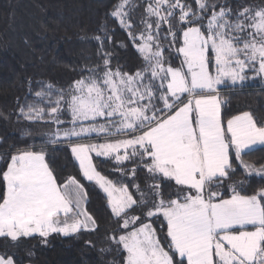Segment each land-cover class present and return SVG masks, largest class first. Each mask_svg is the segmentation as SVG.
<instances>
[{"label":"snow or ice","instance_id":"6c2138e0","mask_svg":"<svg viewBox=\"0 0 264 264\" xmlns=\"http://www.w3.org/2000/svg\"><path fill=\"white\" fill-rule=\"evenodd\" d=\"M109 20L141 59L134 71L106 50ZM97 31L96 64L66 87L28 80L17 100L22 137L39 126L43 140L0 154V264H22L26 240L97 230L88 190L50 166L53 145L106 196V264H264V162L246 159L264 151V118L232 114L224 94L264 87V0H115Z\"/></svg>","mask_w":264,"mask_h":264},{"label":"trees","instance_id":"16d2710c","mask_svg":"<svg viewBox=\"0 0 264 264\" xmlns=\"http://www.w3.org/2000/svg\"><path fill=\"white\" fill-rule=\"evenodd\" d=\"M114 2L115 0H0V138L4 141L0 143V154L11 153L15 148L24 147L28 143H42L22 137V131L30 122L17 120L18 98H23L27 93L28 80L52 82L66 87L73 79L79 78L83 65L73 57L71 48L82 38L99 34L98 25ZM236 2L237 0H233L234 4ZM244 2L258 4L261 0ZM30 5L35 6L43 15L42 29L46 38L35 48L32 63L25 64L9 47L7 34L14 18L21 16ZM109 24L115 29L111 44H108L113 50L115 64L119 63L124 69L134 71L141 64L139 55L129 42L127 34L114 21L109 20ZM120 42L127 44V47H120ZM224 94L230 99L232 114L251 110L258 120L264 118V87L260 83L255 82L243 90L226 91ZM29 130L35 136L36 126H30ZM48 155L58 181L62 182L70 175L75 176L88 190L87 208L96 219L98 227L94 233H84L79 238L53 235L49 237L47 245L40 244L35 239L28 240L19 249L22 264H104L114 254H102L99 249L106 246L104 237L115 226L105 194L80 175L78 164L66 147L50 146ZM246 159L264 162V151H257ZM94 160L103 175L109 179H119V174L111 169L114 165L99 158ZM2 167L3 164H0V168ZM138 175L143 183V173ZM157 231L161 236V243L166 244V229L158 228ZM88 240L95 247L86 245L85 241ZM4 243L5 241L0 240V245ZM26 249H31L35 255L28 257Z\"/></svg>","mask_w":264,"mask_h":264},{"label":"rangeland","instance_id":"374dc122","mask_svg":"<svg viewBox=\"0 0 264 264\" xmlns=\"http://www.w3.org/2000/svg\"><path fill=\"white\" fill-rule=\"evenodd\" d=\"M42 22L43 15L41 14V12L35 6L30 5L25 8L21 16H17L14 18L12 25L8 31L7 37L9 47L25 64L32 63L35 56V48L39 46L46 38V34L42 29ZM91 37H85L81 39L71 48L73 57L76 60L80 61L83 67L85 65H93L98 62L97 44L94 40L91 39ZM105 47L106 50L112 52L113 63L115 64V57L111 46L106 44ZM40 131L41 129L39 128V126H36L35 140L33 141L39 140L42 142L43 137L38 135ZM94 159L96 158L94 157ZM99 159L104 160L103 158ZM109 163L112 164L111 162ZM113 168L114 166L111 167V169ZM104 264H106V262H104Z\"/></svg>","mask_w":264,"mask_h":264}]
</instances>
